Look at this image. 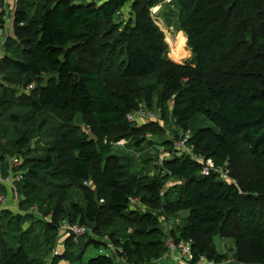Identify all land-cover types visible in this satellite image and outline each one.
Instances as JSON below:
<instances>
[{
  "label": "trees",
  "instance_id": "trees-1",
  "mask_svg": "<svg viewBox=\"0 0 264 264\" xmlns=\"http://www.w3.org/2000/svg\"><path fill=\"white\" fill-rule=\"evenodd\" d=\"M221 1L175 0L179 26L186 32L194 55V66L186 69V84L177 75L182 66L167 60L163 37L150 19H138L123 27L114 24L117 13L128 4L149 3L154 7L153 0H107L97 5L56 0L40 13L37 37L30 48L23 47L24 39L19 38L32 21L17 8L14 36L2 47L0 70H10L14 82L26 87L35 79L50 77L46 85L34 87L36 100H32V106L91 116L89 126L100 132L103 139L94 141L80 129L65 133L63 140L69 144L72 157L58 174L53 157L59 150L39 159L30 156L27 137L6 144L0 142L3 175L8 172L10 159L23 157L18 168L23 178L12 190L17 197L19 192L20 210L0 211V264H46L51 254V264L75 262L87 245L98 250L106 247L108 244L102 238L114 240V234L108 231L125 222L132 224L133 231L116 243L121 249L114 255L99 253L85 264H164L168 238L176 245L187 243L192 247L191 264H226L224 255L216 252L213 238L218 234L234 237L237 222L248 234V241H237V253L244 250L246 255L243 263L264 264V221L259 211L264 207V71L251 69L240 74L254 78L253 82L222 75L213 77L214 66L225 56L223 52H228L223 49L228 39ZM5 15L1 10L0 29ZM34 19L33 16L30 20ZM104 23L114 25L115 43L123 50L121 77L145 78L166 68L157 76L166 89L163 100L175 101L173 119L184 131L192 133L186 147L193 155L211 160L215 168L232 171L241 162L244 150L249 151L254 172L247 184H229L215 171L206 175L202 163L181 149L174 150L163 161L160 155L150 157L148 164L159 168L158 175L141 174L138 178L135 173L130 174L134 166L131 159L121 160L111 153L112 145L139 132L127 118L138 107L131 92L122 95L118 104L106 81L98 74L84 72L80 66L76 46L90 49ZM261 30L264 34V20ZM11 118L17 121V115L11 114ZM205 121L213 127L206 126ZM180 151L185 155L176 153ZM159 161L162 166L156 165ZM121 170L126 174L123 177ZM49 175L63 176L76 186L82 192V204L71 203L68 209L63 208L66 193L62 187L50 185L49 191L41 182ZM174 178L183 183L166 189ZM2 196H9L4 185H0ZM171 209L189 215L185 223L168 235L153 225L150 213L163 214ZM65 222L81 226L86 223L98 232L102 227L103 234L95 238L87 233L89 242L78 254L70 250L71 241H76L71 236L65 242H69L65 252L59 255L55 252Z\"/></svg>",
  "mask_w": 264,
  "mask_h": 264
},
{
  "label": "rangeland",
  "instance_id": "rangeland-1",
  "mask_svg": "<svg viewBox=\"0 0 264 264\" xmlns=\"http://www.w3.org/2000/svg\"><path fill=\"white\" fill-rule=\"evenodd\" d=\"M56 0H0V11L6 10V19L11 27L4 28L2 34L5 39L14 36V33H9L14 28L15 11L18 7L25 11L28 21H32L23 37V47L30 48L31 42L37 37L38 17L42 10L52 6ZM107 0H76V3L81 5L87 3L97 5ZM154 7L149 3H130L118 16L114 19V24L118 27H123L130 23L136 22L138 19H150L158 28L159 33L163 37L166 45L167 60L173 62L177 66H182L177 73L182 83H188L187 66H194V55L189 46V38L183 31L177 20V6L175 0H153ZM225 9V24L226 38L228 43L223 49L228 52H223L225 55L221 58L212 70L213 77L217 78L222 75V78H232L238 81L253 82L255 79L251 77H242L240 74L251 69L264 71V34L261 30V22L264 20V1L257 2L255 0H222L221 4ZM24 12V13H25ZM34 20H30L31 17ZM5 22V18H4ZM13 23V25H12ZM184 34L186 37V47L184 56L177 58L173 51L174 42L178 37ZM114 25L102 24L95 34V39L90 46V49H85L84 46H76L80 66L84 72H92L102 77L107 84L108 91L114 96L118 104H121V97L126 92H131L137 104L138 110L133 114L136 122H131L139 132L131 135L128 138H123L118 143L112 145L111 153L123 160L129 158L133 165L130 174L135 173L138 176L148 174L153 177L158 175V169L151 167L148 164L150 157L159 156L160 161L171 156L172 152L177 148L186 147L184 140L192 136L191 132L184 131L176 120L173 119V109L175 101L171 100L164 103L163 93L166 92L163 82L157 79L158 75H162L166 68L158 70V72L150 77L139 79H126L121 77L120 62L123 56V50L115 43ZM7 41V40H6ZM0 47L2 46L0 42ZM190 55H185L189 53ZM18 57L19 55L16 54ZM21 57H19L20 59ZM22 59V58H21ZM222 78L219 79L222 80ZM50 77L44 80H36L29 82L26 86L15 83L12 79V72L7 69L0 70V142L9 143L17 141L20 138L27 137L29 139L30 156L42 159L48 154H53V150H59L54 156L55 173H60L67 166L69 159L72 157L69 144L64 143L63 135L68 131L74 133L75 129L84 131L94 141L102 140V135L95 128H91L89 124L92 122L91 116H81L71 114L68 111L55 110L53 108L36 109L32 106L36 100V91L34 87L46 85ZM35 99V100H33ZM33 100V101H32ZM11 114L17 115L15 122L11 118ZM199 123H202L199 121ZM206 126L213 127L210 122H204ZM91 125V124H90ZM124 136V134L122 135ZM75 137H72L74 139ZM187 140V141H188ZM178 142L180 143L177 147ZM183 143V144H182ZM186 151V148H185ZM188 152V151H187ZM179 155H185L181 151L176 152ZM23 157H21V161ZM156 165L162 166L161 162ZM160 163V164H159ZM204 168H207L206 162L201 161ZM17 171H19L17 169ZM254 172L252 157L247 149L244 150V155L238 166L232 171L221 170L220 178L229 183L235 184L237 187L243 186L249 182L250 177ZM121 177L126 174L120 171ZM55 174V175H57ZM50 179V180H49ZM46 190L52 191L50 185L62 187L66 193L64 207L68 209L71 203L83 202L82 192L73 184L66 181L63 176L53 177L49 175L44 180H41ZM183 182L178 179H172L165 186L166 189H172L174 186H179ZM49 184V185H48ZM21 197L15 196L13 191L10 192L9 203L13 208L20 210L17 202ZM145 211V208H142ZM262 220L264 221V207L259 209ZM153 225L160 228L166 234L185 223L188 217V212H177L175 210H167L166 212H151ZM65 222L63 227L67 226ZM86 226L76 225L74 228H89V236L99 238L103 234L97 230H92L86 223ZM78 226V227H77ZM131 228V229H130ZM234 232L239 235L234 237H223L216 235L213 238V245L217 253L224 255L226 264H244L243 257L246 255L244 250H238L237 241H248L247 230L238 222L234 228ZM133 231L132 224L118 223L108 232L114 234V240H109L107 248L111 249V255L115 251L121 249L116 243L122 239L124 234ZM98 233V235L96 234ZM68 232L62 230L59 240L57 241L56 254H63L69 245L65 244L66 240L71 237L67 236ZM87 235V234H86ZM65 236V237H64ZM107 242V237L102 238ZM89 240L88 236L80 238V241L72 240L71 251L81 253L85 244ZM89 242V241H88ZM168 253L164 264H191L192 247L187 243L176 245L172 238L167 240ZM102 248L105 249L103 246ZM86 251L80 259L75 262L61 261L59 264H85L90 258L99 254V250L92 244L85 247ZM108 252V251H107ZM53 254L48 255L45 263L51 264Z\"/></svg>",
  "mask_w": 264,
  "mask_h": 264
},
{
  "label": "built area",
  "instance_id": "built-area-1",
  "mask_svg": "<svg viewBox=\"0 0 264 264\" xmlns=\"http://www.w3.org/2000/svg\"><path fill=\"white\" fill-rule=\"evenodd\" d=\"M120 12H118L117 14L119 15ZM3 30H4V28H3V25H2V28L0 29V42H1L2 46L5 45L6 40H7V39H5V37H3V34H2ZM2 49L3 48L0 47V63H1V61L3 59V56H4ZM133 114H130L127 117L130 122H136L137 121V120H134V118H133L134 115ZM188 138L189 137H187L184 140V144L182 143L183 146L184 145L186 146V143H187ZM179 144L180 143L178 142L177 147H178ZM185 148H186V153L189 154L190 156H192L199 163H201V161H204L201 158H198L195 155H193L192 152L190 151V149H188L187 147H183L184 150H185ZM177 149H181V148H177ZM204 162H206V166H207V168H204V173L206 175H208L211 171H215V172H218V173L221 174V170L222 169L215 168V166H214V164H213V162L211 160L204 161ZM20 163H21V158H13V159H10L9 162H8V165H9L8 168L9 169L7 170L8 172L6 173V175H3V172L0 169V185H4L5 187L8 188V190H9V196H10V192L15 188L16 183H19V182L22 181V178H23L22 177V173L20 171H17V169L20 166ZM9 196H8V199L5 196H2L0 198V200H1L0 201V211L3 210V209L17 211V209L13 208V206L9 203ZM74 226H76V225H71V224L68 225V227H67L68 228V234H67V236L79 237L82 234H84L86 232V230H87L85 227L79 228L80 226L79 227L77 226L78 228H74ZM108 241L109 240L107 239V244H109ZM111 252H112L111 249L110 248H107V247H105V249L104 248H101L99 250V253L100 254L110 255Z\"/></svg>",
  "mask_w": 264,
  "mask_h": 264
},
{
  "label": "bare ground",
  "instance_id": "bare-ground-1",
  "mask_svg": "<svg viewBox=\"0 0 264 264\" xmlns=\"http://www.w3.org/2000/svg\"><path fill=\"white\" fill-rule=\"evenodd\" d=\"M183 37H185V35L183 34ZM185 47H186V42L184 41V39L182 38V36L180 35L178 37V40L176 42H174V45H173V51H174V54L175 55H179L177 58H182V56H184V53H182L183 51L186 52L185 50ZM68 225L63 227L64 230H66L68 232ZM86 232L84 234H82L81 236H85L87 233L90 232L89 228H86ZM81 236L79 237H76V241L78 238H80ZM111 255V254H110Z\"/></svg>",
  "mask_w": 264,
  "mask_h": 264
},
{
  "label": "crops",
  "instance_id": "crops-1",
  "mask_svg": "<svg viewBox=\"0 0 264 264\" xmlns=\"http://www.w3.org/2000/svg\"><path fill=\"white\" fill-rule=\"evenodd\" d=\"M7 9L5 10V13H6ZM12 21H14V18H12ZM13 25V23H12ZM7 27H11L9 25V21L6 19V15H5V22H4V25H3V28L7 29ZM13 30H10L9 33H12ZM8 39V38H7Z\"/></svg>",
  "mask_w": 264,
  "mask_h": 264
},
{
  "label": "clouds",
  "instance_id": "clouds-1",
  "mask_svg": "<svg viewBox=\"0 0 264 264\" xmlns=\"http://www.w3.org/2000/svg\"><path fill=\"white\" fill-rule=\"evenodd\" d=\"M182 38L184 39V41L186 42V37H183V34H181ZM185 55H190V52L189 53H185Z\"/></svg>",
  "mask_w": 264,
  "mask_h": 264
}]
</instances>
